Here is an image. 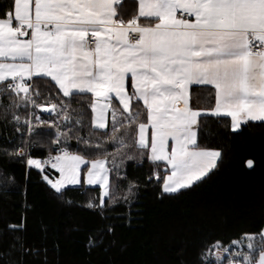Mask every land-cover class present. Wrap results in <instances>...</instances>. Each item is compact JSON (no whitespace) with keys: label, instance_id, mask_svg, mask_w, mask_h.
<instances>
[{"label":"snow or ice","instance_id":"6c2138e0","mask_svg":"<svg viewBox=\"0 0 264 264\" xmlns=\"http://www.w3.org/2000/svg\"><path fill=\"white\" fill-rule=\"evenodd\" d=\"M126 15L123 0H10L0 11V97L9 98L5 113L11 111L20 125L16 110L24 108L28 133L39 135L41 124L55 128L52 144L58 145L48 160L33 158L27 141L14 154L27 155V165L42 173L51 162L60 176L43 175V180L58 194L65 184L98 185L101 208L116 190L110 174L119 175L121 152L122 159L136 158L127 155L134 151L157 168L163 164L162 190L176 193L205 178L222 155L198 142L206 117H230L233 132L249 121L264 122V0H136L134 13ZM34 78L45 83L50 78L64 98L91 94L90 127L86 111L72 109L74 124L88 128V136H80L78 128L74 138L97 158L86 160L80 151L69 150L74 129L61 131L60 123L35 115L33 109L46 104L45 110L72 120L70 101L61 98L57 104L49 94L45 104L39 102ZM193 85L208 92L207 106L191 105ZM52 90L49 84L46 91ZM212 98L214 104L208 103ZM109 144L115 154L107 152ZM247 164L252 167L253 161ZM100 243L102 236L88 239L90 249ZM199 259L201 264L224 259L264 264V228L230 246L216 241Z\"/></svg>","mask_w":264,"mask_h":264},{"label":"trees","instance_id":"16d2710c","mask_svg":"<svg viewBox=\"0 0 264 264\" xmlns=\"http://www.w3.org/2000/svg\"><path fill=\"white\" fill-rule=\"evenodd\" d=\"M9 2L0 0V11L7 10ZM34 84L42 104L49 94L54 103L61 98L70 101L71 121L56 113L46 114L45 121L60 123L61 131L74 129L69 150L80 151L86 160L97 158L94 150L85 151L74 138L75 129L87 137L88 128L74 124L77 113L72 109L83 108L90 127L91 95L64 98L50 79L45 83L34 78ZM49 84L51 93L46 91ZM190 92L194 108L207 106L203 98L208 92L203 87L192 86ZM8 103V96L0 97V264H201V251L214 242L230 246L243 234H258L264 228V122L249 121L233 132L229 117H206L198 142L219 149L222 155L205 178L176 193L162 190L163 164L157 168L134 151L127 155L136 158L122 159L126 154L121 152L119 175L110 174L116 190L101 208L100 187L66 186L58 194L43 180V175L57 177L52 167L46 164L42 173L27 165L26 156L14 154L27 141L29 146L35 143L31 156L46 160L58 145L52 144L55 128L41 124L36 128L39 135H30L23 125L26 110H16L22 117L17 125L11 111L5 113ZM208 103L214 104V98ZM105 147L115 154V146ZM249 160L252 167L247 165ZM130 184L135 187L129 194ZM90 202L95 206L89 207ZM91 236H102V243L90 249ZM223 264H228L227 259Z\"/></svg>","mask_w":264,"mask_h":264},{"label":"crops","instance_id":"0c3cea01","mask_svg":"<svg viewBox=\"0 0 264 264\" xmlns=\"http://www.w3.org/2000/svg\"><path fill=\"white\" fill-rule=\"evenodd\" d=\"M123 2H124V10L127 12V15L125 16L126 18H129L130 16L129 15H132L133 13H134V11H135V4H136V0H123ZM48 79H50V78H48ZM54 83V82H53ZM193 86H197V85H193ZM128 89H129V91H131V84H130V81H129V84H128ZM90 94V93H89ZM91 95V94H90ZM116 104V105H118V107L119 108H122V105H120L119 104V101L118 100H113V104ZM45 108H46V106H45ZM45 112H46V114L47 115H51L53 112H51V111H48V110H45ZM110 116V115H109ZM230 118V117H229ZM109 119V118H108ZM18 149H20V147H18ZM16 152L18 151L17 149L15 150ZM53 170H55L56 172H57V177H56V179L57 178H59V176H60V174H59V172L56 170V169H54V168H52ZM55 179V178H54ZM81 184H83V183H81ZM80 185V184H79ZM83 185H85V184H83ZM66 186H78V185H69V184H65V187ZM85 186H89V185H85ZM94 186H98V185H94ZM64 187V188H65ZM99 187V186H98Z\"/></svg>","mask_w":264,"mask_h":264},{"label":"built area","instance_id":"2783aa9c","mask_svg":"<svg viewBox=\"0 0 264 264\" xmlns=\"http://www.w3.org/2000/svg\"><path fill=\"white\" fill-rule=\"evenodd\" d=\"M36 109H37V108L33 109V112L35 113V115H38V116L40 117L41 120L45 121L46 112H45L42 108H38L37 110H36ZM33 120H35V119H33ZM34 146H35V143H32L30 146H28V148L26 149V151H27L28 153H30L31 148L34 147ZM16 149L19 150L18 147H17ZM15 152H16V151H15ZM56 154H57L56 151L50 153V154L46 157V160H48V158H49L50 155H51V156H55ZM25 156L27 157V155H25ZM47 165H49V166L51 167V162L47 163Z\"/></svg>","mask_w":264,"mask_h":264},{"label":"rangeland","instance_id":"374dc122","mask_svg":"<svg viewBox=\"0 0 264 264\" xmlns=\"http://www.w3.org/2000/svg\"><path fill=\"white\" fill-rule=\"evenodd\" d=\"M46 106V105H45ZM38 109V108H37ZM36 109V110H37ZM45 111V108H42ZM82 168L84 167L83 165L81 166ZM84 171H87V169H85ZM56 179V178H55Z\"/></svg>","mask_w":264,"mask_h":264},{"label":"water","instance_id":"95a60500","mask_svg":"<svg viewBox=\"0 0 264 264\" xmlns=\"http://www.w3.org/2000/svg\"><path fill=\"white\" fill-rule=\"evenodd\" d=\"M248 165V164H247Z\"/></svg>","mask_w":264,"mask_h":264}]
</instances>
